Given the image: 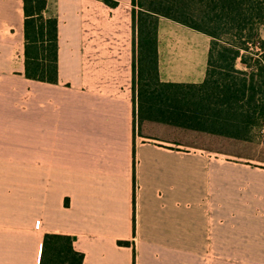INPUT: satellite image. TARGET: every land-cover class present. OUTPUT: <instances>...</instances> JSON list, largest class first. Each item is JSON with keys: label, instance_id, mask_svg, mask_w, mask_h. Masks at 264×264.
<instances>
[{"label": "crops", "instance_id": "crops-1", "mask_svg": "<svg viewBox=\"0 0 264 264\" xmlns=\"http://www.w3.org/2000/svg\"><path fill=\"white\" fill-rule=\"evenodd\" d=\"M48 3L56 84L25 78L0 0V264H39L45 234L82 264H264V142L138 118L130 0ZM155 40L159 82H204L206 34L158 17Z\"/></svg>", "mask_w": 264, "mask_h": 264}, {"label": "trees", "instance_id": "trees-1", "mask_svg": "<svg viewBox=\"0 0 264 264\" xmlns=\"http://www.w3.org/2000/svg\"><path fill=\"white\" fill-rule=\"evenodd\" d=\"M136 32V54L133 61V92L137 97V116L145 104L148 117L188 129L251 140L253 126L264 122V41L259 60L255 62L259 84L254 74L235 69L240 53H249L251 39L264 26V0H130ZM48 0H22L24 76L28 80L56 84L58 59L57 17L49 12ZM135 8L138 11L135 12ZM139 17V19H138ZM145 19H141V18ZM164 17L210 38L206 78L198 85L159 82L156 58V20ZM146 19L152 21L147 22ZM198 20L202 26L192 23ZM215 31L233 38L231 45L216 51ZM217 62L220 73H215ZM218 75V76H217ZM236 75L242 76L238 79ZM144 106V105H143ZM74 237L45 234L39 264H82L83 254L73 250ZM123 244V243H119Z\"/></svg>", "mask_w": 264, "mask_h": 264}, {"label": "rangeland", "instance_id": "rangeland-1", "mask_svg": "<svg viewBox=\"0 0 264 264\" xmlns=\"http://www.w3.org/2000/svg\"><path fill=\"white\" fill-rule=\"evenodd\" d=\"M138 11L137 8H135V12ZM141 18V17H140ZM139 19V17H138ZM141 19H145V18H141ZM147 22L149 21H152L151 19H146ZM192 23H196L197 25L199 26H202L203 27V24L201 22H199L198 20H191ZM136 32L135 31V36H136ZM230 31H215L216 33V40H214L215 44L217 45L216 46V51L218 52L219 51V46H223L225 44L227 45H231L233 43V38H229V36L225 35V33H229ZM256 32V36H254L251 41H250V44H249V53L250 54H245L244 51L241 52L240 54L241 55H244L246 57V60H247V65L248 67H243L240 62H239V59L236 61V65H235V69H237L238 71H244L245 73H247V75H252L254 74V78H253V84L254 86L257 88L258 87V84H259V78L256 76V71H255V62L257 61H260L258 58L260 57L259 56V53H261V47H262V43L264 41V26H260ZM264 51V49H263ZM259 56V57H258ZM218 58H217V55H215V62H216V68H215V73H220L219 69H220V63L217 62ZM218 76V75H217ZM236 77L238 79H243L242 76L240 75H236ZM263 97H264V93L261 92L260 94H256L255 95V99L257 101H260L262 99L263 101ZM260 125H255L253 126L252 130L250 131L249 133V137L253 138L255 141H260V142H264V122H259Z\"/></svg>", "mask_w": 264, "mask_h": 264}]
</instances>
